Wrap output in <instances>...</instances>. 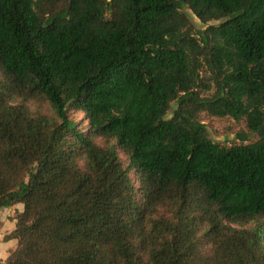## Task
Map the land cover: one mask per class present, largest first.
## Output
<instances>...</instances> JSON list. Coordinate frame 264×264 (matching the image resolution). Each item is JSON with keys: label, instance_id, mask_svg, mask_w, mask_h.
I'll list each match as a JSON object with an SVG mask.
<instances>
[{"label": "trees", "instance_id": "obj_1", "mask_svg": "<svg viewBox=\"0 0 264 264\" xmlns=\"http://www.w3.org/2000/svg\"><path fill=\"white\" fill-rule=\"evenodd\" d=\"M18 204L3 264H264V0H0Z\"/></svg>", "mask_w": 264, "mask_h": 264}, {"label": "rangeland", "instance_id": "obj_2", "mask_svg": "<svg viewBox=\"0 0 264 264\" xmlns=\"http://www.w3.org/2000/svg\"><path fill=\"white\" fill-rule=\"evenodd\" d=\"M192 16L193 23L198 27H203L201 20L196 17L192 11H189ZM176 103H174V107ZM172 113L169 114L171 116ZM73 118L78 121L82 122L84 128L88 126V121L85 119V114L82 112H72ZM204 121L208 125V130L211 137L216 141L223 144L230 145L233 142H238L237 134L245 129L244 122H238L231 117H208L204 115ZM98 142L102 145H106V142L102 139L98 140ZM120 157L124 163V165H129V160L126 154L120 149L119 150ZM131 176L138 188L137 191V199L141 197L140 187L141 183L139 181L138 175L135 171L131 172ZM23 209L22 204H18L11 209L5 210L0 216V247H3V242L5 241V235L11 232L16 226V215L17 213ZM241 228L239 225H234ZM17 243V241H16ZM6 252H0V264H3V257H6Z\"/></svg>", "mask_w": 264, "mask_h": 264}, {"label": "crops", "instance_id": "obj_3", "mask_svg": "<svg viewBox=\"0 0 264 264\" xmlns=\"http://www.w3.org/2000/svg\"><path fill=\"white\" fill-rule=\"evenodd\" d=\"M11 208H13V207L3 209L0 213V216L5 210L11 209ZM2 244H3V247L2 248L0 247V252L3 253V250H4V252H6V254H5L6 257L5 256L3 257V259H5L9 255L10 250L16 247L17 243H16V240H11L9 242L4 241ZM0 258H2V257H0Z\"/></svg>", "mask_w": 264, "mask_h": 264}]
</instances>
